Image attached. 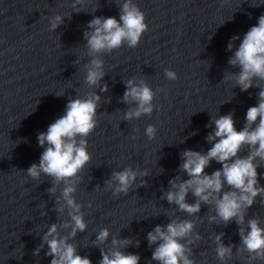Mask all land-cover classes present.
<instances>
[{"label": "water", "instance_id": "water-1", "mask_svg": "<svg viewBox=\"0 0 264 264\" xmlns=\"http://www.w3.org/2000/svg\"><path fill=\"white\" fill-rule=\"evenodd\" d=\"M74 0H0V264H50L47 245L34 255L42 235L52 223L68 219L67 210H55V198L47 189L51 178L34 180L23 171L39 163L43 148L37 136L64 114L69 99L96 91L100 96L98 124L87 137L92 159L79 173L82 177L75 193L87 223L84 232L70 242L92 264L102 259L100 247L109 248L111 239L131 238L124 249L140 256L139 264H158L151 260L147 233L157 224L171 219H192L202 239L191 247L195 264H264L249 261V254L221 261L216 255L215 234L225 233V244H240L238 225L209 222L214 206L202 204L198 214L189 216L166 199H160L177 175L185 149L206 152L212 130L211 118L233 112L235 127L243 128L248 107L258 103L257 87L241 91L232 80H223L225 71H237L228 63L230 37L243 38L264 14V0H134L145 14L148 30L135 48L124 43L111 53H101L105 61L107 92L85 82L87 54L83 33L94 16H115L119 20L123 0H85L80 12ZM64 16V22L50 30V18ZM70 17V18H69ZM240 40L235 41L238 46ZM234 51V49H233ZM169 68L176 80L165 76ZM144 79L156 92L151 115L125 120L129 105L121 102L129 78ZM264 88V81H254ZM63 94V95H60ZM156 126L153 139L145 135L147 125ZM214 127V125H213ZM138 130V131H136ZM247 155V146L240 153ZM258 173L264 174V162ZM132 167L147 171L137 178L127 194L114 196L106 181L114 170ZM222 165L215 160L205 169L211 174ZM162 170V171H161ZM264 185V175L258 177ZM146 183L141 186V181ZM187 202L194 203L191 192ZM91 201V207L89 202ZM45 213H47L45 215ZM264 227V204L260 198L247 210ZM108 228L110 236L94 246L98 232ZM67 234L70 229H60ZM139 240V247L134 246Z\"/></svg>", "mask_w": 264, "mask_h": 264}, {"label": "clouds", "instance_id": "clouds-1", "mask_svg": "<svg viewBox=\"0 0 264 264\" xmlns=\"http://www.w3.org/2000/svg\"><path fill=\"white\" fill-rule=\"evenodd\" d=\"M84 2L85 0H74V11L80 12L78 6ZM119 8V20L115 16H94L88 21L87 29L83 33L87 54L91 57L85 64V82L89 87L99 88L100 92L108 91V84L102 83L106 73L105 61L100 54L111 53L124 43L135 48L148 30L145 14L134 0H123ZM63 22L64 16H52L50 30L55 31ZM237 40H240L238 46L235 45ZM227 50L233 53L228 63L238 70H226L223 80L234 81L235 87L239 86L241 91L252 87L259 88L258 103L248 107L244 126L239 131L235 127L233 112L212 117L206 125L212 130L205 138L211 147L206 152L185 149L181 153L179 169L187 174L188 179H182L181 175L170 179L169 188L160 199H166L169 205L177 206L189 216L198 214L202 204L214 206L215 214L208 217L209 222L219 220L227 226L235 220L239 226L240 244H225V233H216L215 251L219 260L231 258L233 248L237 255L246 251L249 261L264 260V227L255 217L247 219V227H244L247 210L258 197L261 204H264V185L258 179L264 174L257 171L262 166L258 161L264 162V88L259 83H254L264 81V14L258 17V23L251 26L242 39L239 35L230 37ZM164 73L170 80L178 78V74L169 68ZM124 83L125 91L120 98L121 102L135 105L124 112V119L130 121L139 119L142 115H151L155 107L153 100L156 92L144 79L137 81L136 77H132ZM100 100L101 96L96 91L69 99L64 114L37 136L39 146L44 149L39 163H33L23 170L34 180H40L42 175L50 177L52 186L47 189L50 194H56L58 186L63 184L59 188L60 194L55 198V210L60 215L67 210L68 219L60 224L49 225L42 235L41 244L33 252L38 256L47 245L45 255L52 257L50 264H92L89 257L78 254L77 245L70 241L77 233L87 229L82 204L77 202L75 193L82 179L79 173L92 159L88 151L87 137L98 124ZM156 132L155 125H147L145 135L149 140L155 137ZM246 146L247 155L241 156L240 153ZM213 160L222 167L208 174L205 169ZM147 175V171L125 167L114 170L106 184L112 189L114 196H119L129 192L138 176ZM145 183L142 180L141 186ZM189 192L196 198L194 203L187 202ZM88 206H92L91 201ZM61 227L70 231L62 235ZM109 236L108 228L101 229L93 245H104ZM146 238L150 247L155 245L151 260L158 264H195V260L191 258V246L201 240L202 236L195 232V222L192 219L175 218L166 225L157 224L147 233ZM110 243L111 246L107 249L100 247L102 259L98 264H139V254L124 251L133 245L131 238L113 237ZM139 244L140 241L136 240L134 246L139 247Z\"/></svg>", "mask_w": 264, "mask_h": 264}]
</instances>
